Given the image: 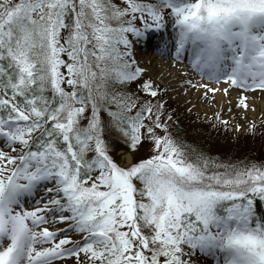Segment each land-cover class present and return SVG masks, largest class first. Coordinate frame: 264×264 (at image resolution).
<instances>
[{
  "label": "snow or ice",
  "instance_id": "obj_1",
  "mask_svg": "<svg viewBox=\"0 0 264 264\" xmlns=\"http://www.w3.org/2000/svg\"><path fill=\"white\" fill-rule=\"evenodd\" d=\"M164 9L177 57L249 110L245 93L264 92V0H0V264H264V165L190 161L132 57Z\"/></svg>",
  "mask_w": 264,
  "mask_h": 264
},
{
  "label": "rangeland",
  "instance_id": "obj_2",
  "mask_svg": "<svg viewBox=\"0 0 264 264\" xmlns=\"http://www.w3.org/2000/svg\"><path fill=\"white\" fill-rule=\"evenodd\" d=\"M162 23L164 26L159 31L152 29L148 32L146 39L134 42L131 47V54L138 66L144 69L143 79L153 81L161 89L157 100L164 104L166 116L171 117V120L168 121L169 131L176 144L180 147L178 129L179 133L182 129L186 130L190 135L209 137L208 140L219 142V145L226 149H234L235 146L243 144L240 142L247 139L259 140L258 138L262 137L264 139V108L260 103L257 110L252 106V102L264 98V92L245 93L248 97L249 110L244 111L235 107L237 103L235 104L233 100L239 99L241 89L232 87L223 80L216 82L210 79L212 70L204 69L203 72L198 71L192 66L190 60L186 58V53L178 58L171 42L175 34V28L169 10L164 14ZM135 26L141 29L144 27L139 20L135 21ZM129 38L133 39L131 36ZM192 51L193 45L189 44L188 54L190 55ZM155 54L159 56L155 57ZM161 67L165 68V72L159 73ZM189 81L193 84L208 85L210 88L218 89V91L208 93L202 87H191ZM137 84L135 83L131 86L132 89L129 90L136 91L138 88ZM187 87H189V90L184 91ZM224 89H229L227 95ZM199 90L203 92L200 98L195 95V92ZM221 92L224 94L225 99H228L231 111H224L215 103L216 95ZM253 110L257 111V113H251ZM216 114H220L222 119L227 120L228 123H220L215 119ZM250 114L255 115L252 117ZM252 125H255L254 129L251 128ZM259 142L261 141L259 140ZM255 149L257 160L249 161L253 162L251 165H263L264 162L260 160L264 159V143ZM150 154L148 144H145L139 152L135 153L140 158H147ZM113 155L117 160L132 159V155L126 150H119ZM186 157L192 161L188 155ZM219 158H221L219 160L220 164L232 166V161L224 160L226 159L225 157ZM227 159H232V156ZM42 194L41 192L36 198L39 199V195ZM57 227H63V225H57ZM62 264H75V261L67 259ZM192 264H216V261L212 257L197 253L192 257Z\"/></svg>",
  "mask_w": 264,
  "mask_h": 264
},
{
  "label": "trees",
  "instance_id": "obj_3",
  "mask_svg": "<svg viewBox=\"0 0 264 264\" xmlns=\"http://www.w3.org/2000/svg\"><path fill=\"white\" fill-rule=\"evenodd\" d=\"M145 2L156 3V0H145ZM167 10L168 9H164L162 11L163 16ZM150 22L151 20H149V23ZM143 80H148V79H143ZM134 84L135 83L131 84L129 86V89H132L131 86H133ZM177 132L181 136V137L179 136V140H178L181 149L184 151L186 155L190 157L192 161L194 162L197 161L199 154L202 153L205 157L210 158L213 169L214 170L218 169L221 172H223L225 169L224 167H219V166H229V165L220 164L219 160L221 158L219 157H225L226 159L224 160L232 161V166H236L238 168H244L245 166H250L253 163L249 160H257V155H256V152H254V150H256L255 148H258V146L262 145V143H264L262 142L264 141L263 137L258 138L261 142H259V140L247 139V140L240 142L243 144L235 146L234 149L232 148L226 149V148L221 147L219 145V142L217 143V142H213L210 139L208 140L209 137L204 138V137H201L200 135L199 136H194L195 134L190 135L186 130H182V129L180 130V133H179V129ZM114 148H115V151L113 153H116L119 150H126L125 147L119 143L115 144ZM231 156H232V159H227V158H231ZM260 161L264 162V159ZM259 166H262V165H259ZM256 211H257L258 216L264 217V202L257 201Z\"/></svg>",
  "mask_w": 264,
  "mask_h": 264
},
{
  "label": "bare ground",
  "instance_id": "obj_4",
  "mask_svg": "<svg viewBox=\"0 0 264 264\" xmlns=\"http://www.w3.org/2000/svg\"><path fill=\"white\" fill-rule=\"evenodd\" d=\"M159 55L158 54H155V57H158ZM163 73V72H165V68L164 67H161L160 69H159V73ZM189 90V87H187L184 91H188ZM202 90H199V91H196L195 92V95H196V97H198V98H200L201 96H202ZM238 99V98H237ZM237 99L234 101L233 100V102L236 104L237 103ZM215 103L218 105V107H220L221 109H223L224 111H227L229 108H230V104H229V102H228V99H225V97H224V94L221 92V93H218L217 95H216V101H215ZM214 103V104H215ZM259 103L263 106V108H264V98L263 99H257V101L256 102H252V106L257 110V107H258V105H259ZM251 113H257V111H255V110H253ZM252 117H254V115L255 114H250ZM125 157H127V156H125ZM130 158V157H129ZM126 160H129V159H126Z\"/></svg>",
  "mask_w": 264,
  "mask_h": 264
}]
</instances>
